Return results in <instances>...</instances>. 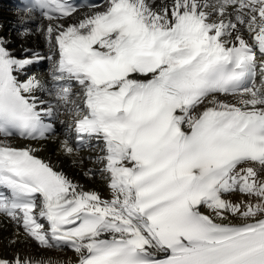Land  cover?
I'll return each mask as SVG.
<instances>
[{"label": "snow or ice", "instance_id": "6c2138e0", "mask_svg": "<svg viewBox=\"0 0 264 264\" xmlns=\"http://www.w3.org/2000/svg\"><path fill=\"white\" fill-rule=\"evenodd\" d=\"M22 10L16 37L38 36L47 53L18 57L0 34L7 246L23 235L71 250L75 264H264V0H29ZM44 60L47 76L29 75ZM16 137L57 141L110 198ZM0 264L72 261L0 251Z\"/></svg>", "mask_w": 264, "mask_h": 264}, {"label": "bare ground", "instance_id": "6f19581e", "mask_svg": "<svg viewBox=\"0 0 264 264\" xmlns=\"http://www.w3.org/2000/svg\"><path fill=\"white\" fill-rule=\"evenodd\" d=\"M21 17L14 11L11 0H0V19L4 23V30L7 33V37L16 44V48L20 50L34 46L36 44L44 48L47 51V45L44 40L36 35H31L25 39H19L16 37V32L20 30L18 18ZM50 61L46 60L43 65L36 70L39 72V77L44 78L49 71ZM59 127V126H58ZM62 138V137H61ZM22 144L29 145L38 149L37 154L42 156L46 162L54 165L56 170H62L73 180L77 181L86 190H95L99 192L102 197L110 198L109 189L101 178L99 172L96 173L95 179H87L82 175V171L76 167H73L69 158L63 155L58 149V143L55 140L37 142H24ZM87 167H95L94 165H87ZM232 199H238V197H232ZM15 231V226L8 222H0V251L11 257L14 253H19L21 256H30L35 258H44L56 260H71L72 264L76 257L71 250L68 249H52L45 250L38 244L32 241H25L23 235L20 237V242L13 247H8L7 242Z\"/></svg>", "mask_w": 264, "mask_h": 264}]
</instances>
